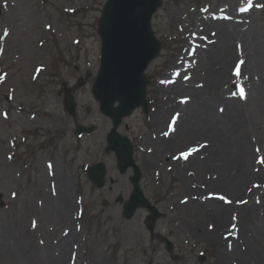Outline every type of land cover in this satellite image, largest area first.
I'll list each match as a JSON object with an SVG mask.
<instances>
[{
	"label": "rangeland",
	"instance_id": "rangeland-1",
	"mask_svg": "<svg viewBox=\"0 0 264 264\" xmlns=\"http://www.w3.org/2000/svg\"><path fill=\"white\" fill-rule=\"evenodd\" d=\"M106 1L0 0V228L6 226L12 242L28 234L36 264H43L42 248L67 231V264H219L221 242L192 232L200 219L192 216L196 207L184 216L178 212H184L179 205L191 195L185 183L202 200H213L211 191L221 197L229 193L205 182L208 168L189 166L179 172L195 137L175 109H165L163 92L155 86L175 79L167 71L177 68V61L198 59L195 44L183 36L196 34L201 21L231 11L264 30V0H162L153 15L162 49L146 70L148 111L138 107L118 127L133 143L142 191L161 213L152 229L146 223L147 207L131 218L123 215L134 169L120 172L115 152L106 150L112 120L92 93L100 64L98 24ZM68 90L77 102L74 111L66 104ZM78 126L94 129L78 134ZM259 159L262 165L256 170L264 180V155ZM97 162L107 169L102 187L87 172ZM62 181L72 207L50 220L46 197ZM209 222L202 220L204 229L212 227Z\"/></svg>",
	"mask_w": 264,
	"mask_h": 264
},
{
	"label": "bare ground",
	"instance_id": "bare-ground-1",
	"mask_svg": "<svg viewBox=\"0 0 264 264\" xmlns=\"http://www.w3.org/2000/svg\"><path fill=\"white\" fill-rule=\"evenodd\" d=\"M231 14L234 16L229 17ZM238 15L242 14L228 11L227 16L223 11L221 16L216 14L196 24L200 27L196 34L183 38L189 45L195 44L193 52L198 59L177 61V68L167 71L175 79L158 82L155 88L163 92L165 109H175L179 122L185 123L187 132L195 137L192 152L178 164L179 172L189 166L208 168L205 182L227 188L229 193L221 197L211 191L213 200H202L185 183V191L191 195L188 203L182 208L179 205L184 212L178 215L196 207L192 216L200 219L192 224V232L202 240L221 242L219 264H229L235 253L230 264H264V180L256 170L264 155V30L237 19ZM65 184L58 183L47 194L45 211L50 220L72 207L65 187H61ZM204 218L211 228L204 229ZM6 231V226L0 228V264H36L39 258H34L28 245V234L12 242ZM70 241L67 231L47 243L40 262L67 264ZM224 255L228 256L225 261Z\"/></svg>",
	"mask_w": 264,
	"mask_h": 264
},
{
	"label": "water",
	"instance_id": "water-1",
	"mask_svg": "<svg viewBox=\"0 0 264 264\" xmlns=\"http://www.w3.org/2000/svg\"><path fill=\"white\" fill-rule=\"evenodd\" d=\"M162 4V0L105 2L98 24L101 40L100 65L92 84V93L99 102L101 112L112 120L106 150L115 152L120 172L125 173L130 167L134 169V174L130 177L133 189L129 201L124 204L123 215L131 218L138 208L147 207L151 214L146 223L151 229L161 213L145 197L140 185L141 171L134 160L133 143L128 136L118 131V127L123 118L131 115L138 107L148 111L146 70L162 49V43L151 22ZM66 103L71 111L77 107L71 90L66 93ZM93 129V126H78L76 133L91 132ZM87 172L95 185H105V163H94L88 166ZM168 247H171L169 241Z\"/></svg>",
	"mask_w": 264,
	"mask_h": 264
},
{
	"label": "snow or ice",
	"instance_id": "snow-or-ice-1",
	"mask_svg": "<svg viewBox=\"0 0 264 264\" xmlns=\"http://www.w3.org/2000/svg\"><path fill=\"white\" fill-rule=\"evenodd\" d=\"M239 73H240V65L238 64L236 66V72H235V74L238 76ZM239 94L241 95V98L244 97V91H243V88L242 87L239 89Z\"/></svg>",
	"mask_w": 264,
	"mask_h": 264
}]
</instances>
